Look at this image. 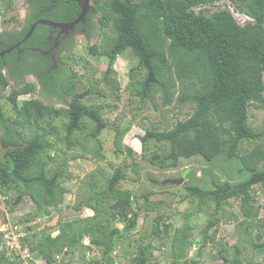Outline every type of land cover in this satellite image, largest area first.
<instances>
[{
	"label": "trees",
	"instance_id": "16d2710c",
	"mask_svg": "<svg viewBox=\"0 0 264 264\" xmlns=\"http://www.w3.org/2000/svg\"><path fill=\"white\" fill-rule=\"evenodd\" d=\"M56 1L32 0L29 7L38 17L59 20L64 12ZM89 1L102 26H109L111 32L104 34L101 44H87L85 51L106 57L102 78L112 92L116 91V98L120 97L117 93L120 84L115 77L114 64L119 56L130 50L137 63L130 68L131 81L126 88L133 91L140 103L150 101L154 108L159 104L168 111L174 101L178 112L191 106L185 118L176 117L174 112L173 124L168 129L153 124L145 128L139 136L147 153L141 155L143 160L163 169L176 167L180 157L201 156L211 161L223 154L238 157L249 175L241 182L223 180L216 183L212 180L208 188L199 183L185 185V198L195 201L199 211L206 204L214 207L205 219V225L200 227L187 218L191 214L182 218L183 214L179 221L173 214L160 211L163 202L149 201L152 192L136 194L122 188L120 182L126 178V165L117 166L105 177V187H101L103 184H99V178L96 179L92 172L85 182L86 193L72 205L74 209L87 205L93 211L92 215L42 229H37L33 223L23 226L26 232L23 239L30 251L35 257L43 258L45 264H56V256L62 252V264H86L88 260L112 264V251L119 247L118 256L122 262L126 252L121 253V240L136 230L142 207L138 196L142 195L143 210H157V213L151 227L137 239L130 259L132 264L157 262L162 255V246L169 241L172 264H202V248L209 242L214 247L220 245L215 247L214 256L209 252V257L221 260L220 264H254L241 256L237 244H234V254L227 256L229 246L223 236L217 238V225L220 219H235L248 233V227L258 218V225L264 227V220L259 215V209L264 205H255L257 189L264 192V141L258 143L264 137V129L255 130L249 124L251 106L264 110V0H231L235 9L253 18L244 25L238 24L227 8L219 7L212 12L206 8L219 0ZM71 4L67 17L80 11L75 0ZM50 5L56 8L54 12L44 9ZM3 7H12V0H3L0 8ZM56 11L60 12L61 18L56 17ZM33 20L35 18L28 19L22 31H11L8 40L0 33V50L20 40ZM49 27L39 23L35 32L40 30L45 35ZM40 45L44 47L41 42ZM15 51L12 49V54ZM34 53L38 54L35 64L27 65L29 69L23 70L25 74L32 72L34 81H25L24 73L16 76L4 72L0 64V194L5 197L10 214L25 197H29L38 213L43 208L51 216L50 208L59 209L63 195L70 190V186L63 183V179L70 176L65 171L67 158L64 157L56 168L49 167L60 150L59 144H63L65 150L81 151L79 155L72 154L71 159L89 153L103 160L99 134L106 128L113 130L115 152L122 151L121 140L131 122L126 121L123 125L116 119L109 127L108 119L103 116L104 107L113 105L107 102L103 87L90 82L80 89L79 77L72 68L50 76L46 72L51 64L49 59L37 52L30 54ZM70 57L68 54L67 59ZM13 74L17 84L10 80ZM36 89H39L40 97L19 102V96L34 93ZM157 94L161 97L158 104L155 102ZM93 96H104L105 101L89 102ZM2 99L10 103L12 113L6 114ZM55 120L61 121V125L58 126ZM26 128L32 132H27ZM90 141L94 143L95 151L88 146ZM244 141L257 143L252 150L244 152L241 150ZM125 148L128 155L133 156L132 149ZM132 165L134 169L137 167L135 159ZM236 203L241 219L226 207ZM29 219L22 217L21 222H29ZM120 222L122 227L118 225ZM197 225L202 234L199 238L192 237V229ZM56 228L58 233L52 236L51 231ZM248 234L249 243L264 250V231H258L254 237L250 231ZM84 235L90 237V245L82 244ZM196 239L195 254L190 257L187 249ZM97 250L100 258L96 254L86 256L87 252L91 254ZM0 264H21L17 253L7 254L1 238Z\"/></svg>",
	"mask_w": 264,
	"mask_h": 264
},
{
	"label": "rangeland",
	"instance_id": "374dc122",
	"mask_svg": "<svg viewBox=\"0 0 264 264\" xmlns=\"http://www.w3.org/2000/svg\"><path fill=\"white\" fill-rule=\"evenodd\" d=\"M3 0H0V6ZM219 5V6H217ZM209 10L213 11L217 7H225L227 9L233 8V3L231 0L216 1L213 4H209ZM25 0H12V7L5 9L0 8V30L3 28H13L14 25L23 22V17L25 13ZM111 30L109 26H104L102 35L98 40L89 41L90 43H85L86 41L82 37H77V46L70 53V58L68 54L62 55L63 61H68L69 67L77 72L79 77L80 89L87 86L90 82H97L98 85L103 87L105 93L107 94V102L113 107H104V118L108 119V126L110 127L112 121L116 120L122 122L124 125L126 121H130L131 125L128 131L123 135L122 151L115 152V147L113 145L114 132L110 128L103 129L99 134V139L101 140L102 147L101 151L104 154V159L99 160L95 156L85 153L82 156H78L75 159H71L70 156L74 153L79 155L80 150H65L63 144H59L60 150L55 158L50 162L49 167L56 168L61 165L63 158H67V165H65L67 172L70 176L63 179L64 185L70 186V190L63 195L62 203L59 205V209L50 208L51 216L45 213L44 209L41 208L38 213V209L35 203L29 198L25 197L22 202H20L16 208L10 212L6 209V212L0 213V223L1 227L4 228L9 221L10 217L12 220H20L22 226L33 223L37 229H42L43 227L57 225L59 222H63L68 219L83 218L92 215V211L87 205H82L80 209H74L73 204H75L79 197L86 193L88 189L85 182L88 180L89 175L93 172L96 179L99 178V184H103L101 187H105V177L109 176L117 166L126 165V178L120 182V186L125 189H129L136 194L145 193L146 191L152 192L148 197L149 201L161 200L163 203L160 204L159 210L165 213H170L175 216V219L181 221L182 218H186V214H191L187 218L193 219L194 222L200 224V227L205 225V219H207L211 212H213L214 207L212 205H205L203 210H198L197 203L195 201H189V198H185L186 195L185 185L190 183H199L203 188H208L207 186L211 184L214 180L216 183H220L223 180H228L231 182H241L248 177L249 172L244 168L241 160L234 157H227L223 154L215 156L211 161H206L201 156L193 157H180L176 167L172 168H157L156 166H151L149 163L143 160V153H147L143 150L139 136H141L146 127H150L152 124L157 125L160 129H168L171 124H173L174 118H185L190 112L191 106L187 105L183 108L182 112H178V107L175 102L169 106L171 110L165 111L158 103L161 101L160 94L155 97V102L158 104V108H154L153 102L140 103L138 97L133 94L131 89H127V84L130 83L131 79L129 77L130 68L136 65L137 58L133 55L130 50L125 51L121 56H119L114 64L115 67V77L120 84V89L117 91L120 97L116 98V91L112 92L108 86L104 84L102 78L103 70L107 64V59L104 56L90 55L85 51V46L88 44H101L104 34H110ZM66 78V77H64ZM264 81V72H263ZM27 81H34L32 76H29ZM9 89V86L7 87ZM40 97L39 89H36L34 93L19 96L18 100L21 103L24 99L30 97ZM89 102L95 104L104 102V96H93L90 97ZM4 103L3 108L6 114L12 113L10 103L2 99ZM88 102V103H89ZM168 107V106H167ZM176 115L173 116V113ZM55 123L60 126L61 121L55 120ZM249 124L255 130L264 129V110L256 109L253 106L249 108ZM27 132H32L31 129L26 128ZM1 134V132H0ZM27 134V133H26ZM264 137L258 140V143H262ZM257 142L244 141L241 144L242 151L248 152L254 148ZM88 146L92 151H95V145L92 141L89 142ZM0 145V154H1ZM125 147L132 149L133 156L128 155ZM136 160L138 163L137 167L132 165V162ZM99 170V171H97ZM187 171V172H186ZM100 172V173H99ZM186 175L184 176V173ZM184 176V183L174 184L168 182L167 180L180 179ZM210 186V185H209ZM256 203L255 205H264V192L261 188L257 189ZM137 196V195H136ZM142 195L138 196V203L144 207L145 202ZM141 207L139 217L137 220L136 230H133L130 234H127L125 238L121 240V253L126 252V258H123L122 264H132L130 259L132 253L137 245V239L140 234L145 233V229H149L152 225L153 217L157 213V210L144 211ZM236 214L241 219V213L239 210L238 203L233 206H226ZM43 210V211H42ZM198 212V213H197ZM197 213V214H196ZM260 219L264 220V208L259 209ZM258 215V217H259ZM22 217H30L29 222H21ZM258 218L254 220V224L248 227V233L251 232V236L254 237L258 231H264L263 226L258 225ZM119 227H122L123 223H118ZM219 232L217 233V238L221 236L227 241L229 249L227 256L231 257L234 252V244L239 245L241 249V256L250 260L252 263L257 262L264 263V250L260 248H255L248 241L249 234L244 231V227H239L235 219H230L225 221L220 219L218 222ZM197 225L192 229V237H201V228ZM58 229L51 231V235H56ZM264 241V238L262 239ZM198 239L194 240L193 245H191L187 250L188 256L192 257L195 254L193 246L197 247ZM215 246V247H219ZM164 247V248H163ZM212 244L207 243L205 247L202 248L203 257H200L202 264H220V259L213 258L216 252ZM162 255H160L156 261L149 264H172L173 257L171 256V243L167 242L162 246ZM212 257L210 256V252ZM8 254V251H7ZM90 254V253H89ZM92 254H98L93 252ZM33 257V264H38ZM204 262V263H203Z\"/></svg>",
	"mask_w": 264,
	"mask_h": 264
},
{
	"label": "flooded vegetation",
	"instance_id": "af4514ba",
	"mask_svg": "<svg viewBox=\"0 0 264 264\" xmlns=\"http://www.w3.org/2000/svg\"><path fill=\"white\" fill-rule=\"evenodd\" d=\"M30 1L32 0H25V13L23 17V22L14 25L11 29L3 28L0 30V33H3V39H10L11 31H22L24 24H26V22L30 18H35V20L29 23V28L38 20L47 19L38 17V14L35 15L33 13V10L29 7ZM71 1L74 0H60V2L59 0H57L56 2H58L63 7V16L61 18L59 15L60 12L56 11L58 13V16L56 17H60L61 19L48 20L62 23L72 22L78 16L80 11L75 12L72 17H67L68 13L71 11V7L73 6L71 4ZM52 2H55V0H52ZM44 9H47L51 12H54V10H56V8L51 7V5L45 7ZM66 17L69 19H66ZM39 23L40 22H37V24L34 26L32 33L26 40L21 41L25 36L26 32L29 30V28L25 32L24 36L20 40L16 41V43L19 42V45L14 48L16 49L15 53L12 54V50H10L9 52H4L8 47L0 50V64L2 63L1 69L4 72L10 74L14 73L16 76H21L20 74L24 73L23 70L27 68V65L35 64L36 56H38V54L34 53L31 55L30 53L37 52L49 59L51 64L50 68H48L46 72L50 73V76L57 73L60 74L62 71L64 72L66 71V69H70L69 64L67 63L68 61L62 60V55L70 54L73 51V49L77 46V37L80 36L86 41L85 43H90L89 41L98 40V38L101 37L104 28L100 23L98 13L93 8L90 1L89 10L87 11L85 17L72 26L59 27L50 25L45 35H42L40 33V30L35 32V29ZM23 42L25 43V45H21ZM40 42L44 47H41ZM7 54L9 56H7ZM27 69H29V67ZM14 74L11 75L10 80L12 84H17L16 77L14 76ZM29 76H32L34 79H36L32 72L22 74V77L25 79V81H27ZM40 87L41 86H39V88Z\"/></svg>",
	"mask_w": 264,
	"mask_h": 264
},
{
	"label": "built area",
	"instance_id": "2783aa9c",
	"mask_svg": "<svg viewBox=\"0 0 264 264\" xmlns=\"http://www.w3.org/2000/svg\"><path fill=\"white\" fill-rule=\"evenodd\" d=\"M219 1H222V0H219ZM217 6H219V5H217ZM206 8L207 9L210 8L209 4L206 5ZM217 8H219V7H217ZM221 8H225V7H221ZM228 10L233 15L235 21L240 25H244L246 22L253 20V18L250 17L245 12H241V11L235 9L234 5H233V8L231 10L230 9H228ZM209 11H211V10H209ZM6 209H7V207H6V203H5V197L0 194V213L6 212ZM90 211H92V210L90 209ZM92 213H93V211H92ZM7 222H8V224L4 228L1 227V223H0V238L4 241V245L6 246V250L8 251V254L11 252H15L19 255V259L21 260V264H33V257H35V256L30 251L25 239H23L25 234H26V232L23 229L24 227L16 220L14 221V220L10 219V222L9 221H7ZM81 242L83 245H86V246L90 245L91 244L90 243V237L84 235ZM193 249L195 250L196 247L193 246ZM119 251H120L119 247H114V249L112 251V257L114 259L112 264H122L121 259L118 256ZM95 252L98 253L97 257L100 258L99 257L100 254H99L98 250ZM89 255H90L89 252H87L86 256L89 257ZM63 258H64V253L62 252L56 256V262L55 263L56 264H62L61 262H62ZM31 260H32V262H31ZM34 260L36 262H38V264H45L44 259L41 257H36V259H34ZM86 264H104V263H102V262L96 263V262L88 260ZM158 264H163V263L159 262Z\"/></svg>",
	"mask_w": 264,
	"mask_h": 264
},
{
	"label": "water",
	"instance_id": "95a60500",
	"mask_svg": "<svg viewBox=\"0 0 264 264\" xmlns=\"http://www.w3.org/2000/svg\"><path fill=\"white\" fill-rule=\"evenodd\" d=\"M75 1L80 6L81 10L78 16L72 22L62 23V22H55V21L48 20V19L38 20L37 22H40L46 25L59 26V27L74 25L75 23L81 21L85 17L87 11L89 10V0H75ZM37 22L30 26L29 30L26 32L25 36L23 37L21 41L26 40L30 36ZM18 45H19V42L15 43L14 45L9 46L4 52H9L10 50L16 48ZM186 172L184 173V176L186 175ZM184 176L183 178H180V179H172V180H167V181L171 183L181 184L184 181Z\"/></svg>",
	"mask_w": 264,
	"mask_h": 264
}]
</instances>
